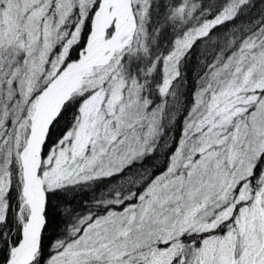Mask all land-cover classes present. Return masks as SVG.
<instances>
[{
  "label": "snow or ice",
  "instance_id": "6c2138e0",
  "mask_svg": "<svg viewBox=\"0 0 264 264\" xmlns=\"http://www.w3.org/2000/svg\"><path fill=\"white\" fill-rule=\"evenodd\" d=\"M0 264H264V0H0Z\"/></svg>",
  "mask_w": 264,
  "mask_h": 264
}]
</instances>
